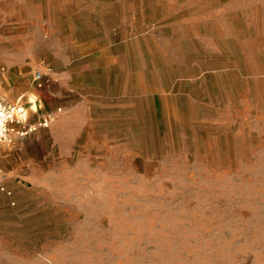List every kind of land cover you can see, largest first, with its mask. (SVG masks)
<instances>
[{
    "label": "rangeland",
    "instance_id": "374dc122",
    "mask_svg": "<svg viewBox=\"0 0 264 264\" xmlns=\"http://www.w3.org/2000/svg\"><path fill=\"white\" fill-rule=\"evenodd\" d=\"M0 63L54 117L0 145V264H264V0H0Z\"/></svg>",
    "mask_w": 264,
    "mask_h": 264
},
{
    "label": "built area",
    "instance_id": "2783aa9c",
    "mask_svg": "<svg viewBox=\"0 0 264 264\" xmlns=\"http://www.w3.org/2000/svg\"><path fill=\"white\" fill-rule=\"evenodd\" d=\"M19 101L10 103L0 96V145L12 142L13 137L23 138L42 126L48 127L53 121V114L47 113L42 115L37 122H31L29 110ZM0 192L13 194L11 190L5 188L1 181Z\"/></svg>",
    "mask_w": 264,
    "mask_h": 264
},
{
    "label": "crops",
    "instance_id": "0c3cea01",
    "mask_svg": "<svg viewBox=\"0 0 264 264\" xmlns=\"http://www.w3.org/2000/svg\"><path fill=\"white\" fill-rule=\"evenodd\" d=\"M10 80L9 78L6 79H1V83H0V96L3 99H6L9 102H14L17 98L21 97L24 93L23 90L19 91L17 87L15 86H10ZM35 115L34 114H29V120L30 121H34L35 120ZM15 138V137H13ZM17 138V137H16ZM15 138V139H16ZM14 141V140H13ZM12 141V142H13ZM9 142V143H12ZM2 183V182H1ZM3 184V183H2ZM12 192V191H11ZM13 195V194H12Z\"/></svg>",
    "mask_w": 264,
    "mask_h": 264
}]
</instances>
